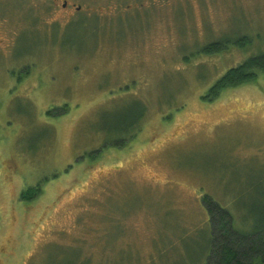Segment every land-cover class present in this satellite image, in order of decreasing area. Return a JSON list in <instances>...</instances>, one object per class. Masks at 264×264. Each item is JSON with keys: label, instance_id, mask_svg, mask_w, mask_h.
<instances>
[{"label": "rangeland", "instance_id": "rangeland-1", "mask_svg": "<svg viewBox=\"0 0 264 264\" xmlns=\"http://www.w3.org/2000/svg\"><path fill=\"white\" fill-rule=\"evenodd\" d=\"M45 2L0 18V264H206L205 196L254 232L264 71L204 96L264 53V0Z\"/></svg>", "mask_w": 264, "mask_h": 264}, {"label": "trees", "instance_id": "trees-1", "mask_svg": "<svg viewBox=\"0 0 264 264\" xmlns=\"http://www.w3.org/2000/svg\"><path fill=\"white\" fill-rule=\"evenodd\" d=\"M230 40H220L207 44L204 52L221 51ZM237 41H235L236 43ZM264 71V53L252 56L237 67L230 68L204 96L217 98L221 92L245 82L257 80ZM33 191L29 190L34 195ZM39 191V186H38ZM213 229L212 250L206 264H263L264 263V216L252 233H242L232 226V215L209 196L204 197Z\"/></svg>", "mask_w": 264, "mask_h": 264}, {"label": "flooded vegetation", "instance_id": "flooded-vegetation-1", "mask_svg": "<svg viewBox=\"0 0 264 264\" xmlns=\"http://www.w3.org/2000/svg\"><path fill=\"white\" fill-rule=\"evenodd\" d=\"M61 5V7L63 8V10H69V7L73 5V3L70 4L69 0H49V2H45L46 4L49 5ZM24 6H26V4L23 2ZM11 8L10 6H8L7 0H0V18L2 17L3 13H6L7 10ZM82 7L80 5H76L75 9H73V11H81ZM70 13L72 14V12L70 11Z\"/></svg>", "mask_w": 264, "mask_h": 264}]
</instances>
